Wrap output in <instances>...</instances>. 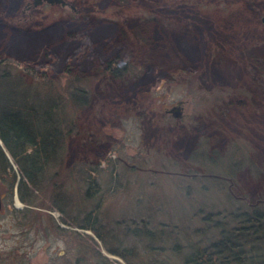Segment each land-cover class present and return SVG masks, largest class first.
<instances>
[{
  "label": "rangeland",
  "instance_id": "1",
  "mask_svg": "<svg viewBox=\"0 0 264 264\" xmlns=\"http://www.w3.org/2000/svg\"><path fill=\"white\" fill-rule=\"evenodd\" d=\"M66 2L70 6L34 7V0H17L8 9L0 0V100H33L44 111L58 106L50 124L63 128L65 146L49 174L61 176L74 200L63 214L53 204L57 190L46 194L45 184L27 207L18 192L20 168L13 164L10 171L17 177L14 191L0 172V264H77L80 256L94 264V254L111 264H149L159 257L183 264L184 249L179 254L174 244L155 242L147 253L118 225L145 221L153 231L180 232L189 225L182 219L200 225L193 213L200 206L207 212L248 209L249 199L263 205L264 0ZM78 22L96 43L81 59L67 35ZM19 38L23 42L15 43ZM118 52L128 53L127 69L114 65ZM48 53L58 59H47ZM69 63L75 74H66ZM109 63L121 79L99 73ZM71 95L88 102L83 106ZM180 101L186 102L182 118L166 113ZM208 135L221 140L219 153L205 160L200 154L211 148ZM232 167L240 171L239 182ZM88 172L102 187L82 202L89 196ZM139 203L154 217L140 214ZM95 208L102 232L123 238L125 251L138 247L130 262L77 227ZM118 246L110 242L113 250Z\"/></svg>",
  "mask_w": 264,
  "mask_h": 264
},
{
  "label": "trees",
  "instance_id": "2",
  "mask_svg": "<svg viewBox=\"0 0 264 264\" xmlns=\"http://www.w3.org/2000/svg\"><path fill=\"white\" fill-rule=\"evenodd\" d=\"M16 1L17 0H1L8 9H12ZM155 22L159 23L160 21L155 20ZM79 23L80 22H78L76 28L77 30L73 28V31L68 32L67 35L70 45H72L71 42L77 45V50L81 59V57L85 58L86 54L90 52V46H93L95 51L96 43L92 35H89L83 26L81 28V24ZM126 46L127 51L130 50L128 45ZM126 54L127 57L125 56V52H118L115 54L113 57L115 60L114 65L117 64L116 66H121L123 69L125 67V69H127L129 56L128 53ZM111 55L112 54H109V57H111ZM47 59H58V56L54 53H48ZM47 64L49 65L50 63ZM112 64L113 63L109 64L111 65L110 68L106 65L102 70L100 69L99 73L104 77L110 75L112 79H121V76H119L117 72L118 68L112 66ZM69 65L65 71L66 74H75L74 70H72V66ZM71 97L77 99L81 102L79 104L82 105H86L88 102L87 98L83 100L73 95H71ZM32 104H34L33 100L28 99L10 101V103L0 100V172L2 175H6L8 181L12 185V191H14V182L17 177L15 173H11L10 171L12 170L13 164L20 168L22 178L17 185L18 192L20 193V200L26 204L27 207L35 205L33 203V198L36 196L34 190L41 191L42 186L45 184L47 187L45 188L46 194L51 188L55 191L57 190L56 192L59 199L56 197V200H53L54 207L63 214H66L69 212L68 210H70L68 208L69 204L74 200L72 199L71 201V199H68L67 195L70 191L66 187L63 188L59 183L61 176H51L49 174L50 168L59 157V151L62 152L65 146L63 137L66 136V133L63 128L51 126V124L56 121L55 117L57 116L58 106H48L49 111H44L42 108L46 106L41 105V109L38 110L37 107H34ZM210 136L211 135L204 136V141H206V145L209 144L211 148L207 149V152L202 151L200 154L205 160L211 159L214 155L219 153L217 151L219 145H217V142L221 140V138ZM240 151L241 148L237 149V153H240ZM209 153H211L210 156L208 155ZM103 159L108 162L107 156H104ZM237 162L238 163L235 165H238V167L241 165L239 170H242L244 167V158H239ZM248 168H250V165ZM239 170H235L232 167L233 177L236 178L238 176ZM250 170L254 169L250 168ZM97 178L98 175L93 176L90 172H88L87 176L83 177L84 182L89 186L87 188L89 196L82 202L91 201L94 196L99 194L102 186L99 181H97ZM239 180L238 176V182ZM258 194L263 205H257V200L253 202L249 199V204H251L252 208L250 207L248 209L241 206L235 208V205H233L229 209L218 211L208 210L207 212L203 206H200L198 210L193 211L194 218L199 219L200 225H193L191 219H182L184 222L187 221L185 223H187V225L189 223V225L187 229L180 232L176 230L167 231L166 229L153 231L148 227L145 221H141L143 227H134L129 221H126L127 225L120 222L121 225L118 226L122 232H120L121 235L126 236L127 239H129L128 237H132L139 241V245H142L147 253L154 250L152 246H154L155 242L162 245L174 244L173 252H178L179 254H181L182 249H184L185 251L182 253H186L184 255L182 254L183 264H264V193L260 192ZM244 198H247V196L244 195ZM246 201H248V199H246ZM143 205L139 203V207H142L140 214H145V216L153 218L154 214L151 208H146V206L143 207ZM41 207L44 208V206ZM23 213L25 217H27L30 215V210L26 209ZM182 221L177 222L182 223ZM132 223H134V225L137 224V226L140 225L137 220L132 221ZM77 225L80 229L92 231L97 234L99 240L103 242L111 253L121 256L126 261L129 257H134L139 253L137 246H133L127 251H125L126 249L123 250V238L114 234L111 235V233L106 234L102 232L101 218L96 208L87 213L82 224L77 222ZM107 235L109 238L110 236L115 238L107 240ZM181 235L186 236L187 244L185 247L180 243V239L183 238ZM111 241L118 243L119 246L117 251L110 247ZM98 254L100 255V252H98ZM84 260L85 259L80 256L77 259V264H85ZM93 260H96L94 264H111L109 260L108 262L106 259L95 254ZM149 264H168V262L166 259H160L159 257L152 260Z\"/></svg>",
  "mask_w": 264,
  "mask_h": 264
},
{
  "label": "water",
  "instance_id": "3",
  "mask_svg": "<svg viewBox=\"0 0 264 264\" xmlns=\"http://www.w3.org/2000/svg\"><path fill=\"white\" fill-rule=\"evenodd\" d=\"M44 3H48L50 5H61L63 7L70 6L65 0H34L33 4H34V7H38V6H42ZM183 104H184L183 102H179L175 107H173L166 113L172 115L175 118H182L183 117V108H182ZM17 200L18 202H20L19 198H17ZM3 204H4L3 197L0 193V211H2ZM17 208H20V207H18L17 205Z\"/></svg>",
  "mask_w": 264,
  "mask_h": 264
},
{
  "label": "flooded vegetation",
  "instance_id": "4",
  "mask_svg": "<svg viewBox=\"0 0 264 264\" xmlns=\"http://www.w3.org/2000/svg\"><path fill=\"white\" fill-rule=\"evenodd\" d=\"M66 1V0H65ZM44 5H48V6H52V5H49L48 3H44L42 6H44ZM55 6H57V5H54L53 7H55ZM61 6V5H60ZM110 64V63H109ZM108 64V66H109V68L111 67V65H109ZM106 67V66H105ZM180 102H183L184 104L182 105V108H183V110H184V108H185V104H186V102L185 101H180ZM178 104V103H177Z\"/></svg>",
  "mask_w": 264,
  "mask_h": 264
},
{
  "label": "bare ground",
  "instance_id": "5",
  "mask_svg": "<svg viewBox=\"0 0 264 264\" xmlns=\"http://www.w3.org/2000/svg\"><path fill=\"white\" fill-rule=\"evenodd\" d=\"M20 40L23 42V39H22V38H19V39H17V40H16V42H15V43H19V42H20ZM25 40H27V39H25Z\"/></svg>",
  "mask_w": 264,
  "mask_h": 264
}]
</instances>
